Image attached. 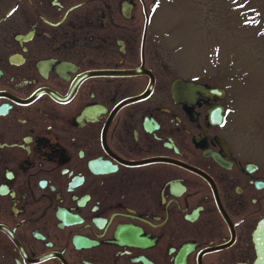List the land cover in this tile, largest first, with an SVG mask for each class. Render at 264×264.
I'll return each mask as SVG.
<instances>
[{
	"label": "flooded vegetation",
	"instance_id": "flooded-vegetation-1",
	"mask_svg": "<svg viewBox=\"0 0 264 264\" xmlns=\"http://www.w3.org/2000/svg\"><path fill=\"white\" fill-rule=\"evenodd\" d=\"M178 2L0 0V264H264V107Z\"/></svg>",
	"mask_w": 264,
	"mask_h": 264
},
{
	"label": "rangeland",
	"instance_id": "rangeland-1",
	"mask_svg": "<svg viewBox=\"0 0 264 264\" xmlns=\"http://www.w3.org/2000/svg\"><path fill=\"white\" fill-rule=\"evenodd\" d=\"M174 6H170L168 12V23L175 27L172 32L171 40L180 44L184 40L183 26L196 23L202 26L198 35L187 38L189 60H206L209 56L213 43L211 36L220 33L218 36L219 45L225 49L230 48L235 51V58L238 63L248 68L250 73L247 88L251 89L249 95L254 100L257 96L259 100L248 101L250 110L262 105L264 107V29L260 33L258 26L264 27V0H233L229 6L225 5V0H177ZM229 12L233 15L232 23L235 24V31H228L223 24L226 23L222 15ZM195 19V21H194ZM249 24V33L242 31L245 23ZM207 33L209 35L207 36ZM249 48V50H245ZM180 56V53H179ZM193 62V61H192ZM246 87V86H245ZM264 134V133H263Z\"/></svg>",
	"mask_w": 264,
	"mask_h": 264
},
{
	"label": "water",
	"instance_id": "water-1",
	"mask_svg": "<svg viewBox=\"0 0 264 264\" xmlns=\"http://www.w3.org/2000/svg\"><path fill=\"white\" fill-rule=\"evenodd\" d=\"M260 229H261V228L258 229V232H260ZM262 230L264 231V227L262 228Z\"/></svg>",
	"mask_w": 264,
	"mask_h": 264
}]
</instances>
